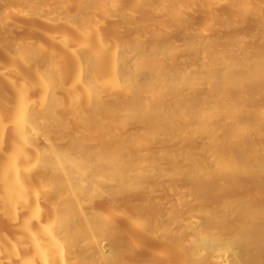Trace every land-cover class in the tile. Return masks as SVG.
<instances>
[{
  "label": "bare ground",
  "instance_id": "bare-ground-1",
  "mask_svg": "<svg viewBox=\"0 0 264 264\" xmlns=\"http://www.w3.org/2000/svg\"><path fill=\"white\" fill-rule=\"evenodd\" d=\"M0 264H264V0H0Z\"/></svg>",
  "mask_w": 264,
  "mask_h": 264
},
{
  "label": "rangeland",
  "instance_id": "rangeland-1",
  "mask_svg": "<svg viewBox=\"0 0 264 264\" xmlns=\"http://www.w3.org/2000/svg\"><path fill=\"white\" fill-rule=\"evenodd\" d=\"M13 20L17 21L18 19L16 17H14Z\"/></svg>",
  "mask_w": 264,
  "mask_h": 264
}]
</instances>
